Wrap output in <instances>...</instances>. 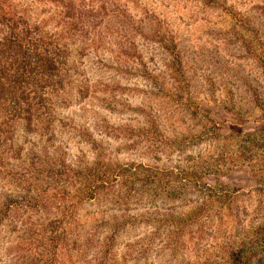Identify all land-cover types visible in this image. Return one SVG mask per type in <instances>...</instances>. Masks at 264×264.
Returning <instances> with one entry per match:
<instances>
[{"label": "rangeland", "instance_id": "374dc122", "mask_svg": "<svg viewBox=\"0 0 264 264\" xmlns=\"http://www.w3.org/2000/svg\"><path fill=\"white\" fill-rule=\"evenodd\" d=\"M1 2L0 264H264V0Z\"/></svg>", "mask_w": 264, "mask_h": 264}, {"label": "trees", "instance_id": "16d2710c", "mask_svg": "<svg viewBox=\"0 0 264 264\" xmlns=\"http://www.w3.org/2000/svg\"><path fill=\"white\" fill-rule=\"evenodd\" d=\"M50 64L55 60L45 54L39 37L4 9L0 0V112L9 98L6 110L17 116L21 106L17 85L38 77L36 74L45 75Z\"/></svg>", "mask_w": 264, "mask_h": 264}]
</instances>
